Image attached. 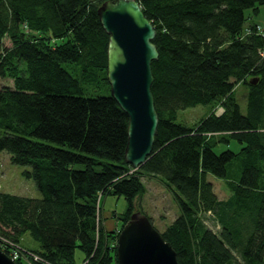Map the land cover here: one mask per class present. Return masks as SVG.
<instances>
[{"label": "trees", "instance_id": "16d2710c", "mask_svg": "<svg viewBox=\"0 0 264 264\" xmlns=\"http://www.w3.org/2000/svg\"><path fill=\"white\" fill-rule=\"evenodd\" d=\"M103 1L0 0V76L12 79L0 87V152L28 166L22 173L41 194L0 191V249L10 254L9 242L16 244L17 264H78L77 248L79 264H118V231L134 210L144 212L135 200L150 174L179 211L161 232L178 264H264V36L244 13L258 14L264 0H137L158 51L151 62L157 134L138 168L124 159L128 117L106 77ZM239 83L247 86L245 114L234 94ZM198 104H210L209 114L192 125L176 121L179 110ZM230 139L242 144L238 151L214 150ZM233 160L237 176L227 169ZM208 173L224 180L227 196ZM106 194L127 202L111 213L117 228L103 225ZM25 233L39 248L20 245Z\"/></svg>", "mask_w": 264, "mask_h": 264}, {"label": "water", "instance_id": "95a60500", "mask_svg": "<svg viewBox=\"0 0 264 264\" xmlns=\"http://www.w3.org/2000/svg\"><path fill=\"white\" fill-rule=\"evenodd\" d=\"M97 13L109 36L106 77L110 95L128 117L124 159L138 168L152 152L158 127L151 93V62L158 58L152 41L156 30L137 0H104ZM116 256L118 264H178L172 245L141 210H134L119 229ZM0 264L17 263L0 249Z\"/></svg>", "mask_w": 264, "mask_h": 264}, {"label": "rangeland", "instance_id": "374dc122", "mask_svg": "<svg viewBox=\"0 0 264 264\" xmlns=\"http://www.w3.org/2000/svg\"><path fill=\"white\" fill-rule=\"evenodd\" d=\"M245 16L249 17L247 22L251 19L253 21H258L264 25V4L259 6V13L253 14V11L249 8L245 10ZM65 38L54 39V42L61 43ZM3 44L9 46L10 42L7 38L3 40ZM63 67L70 72L74 77L79 76V67L74 63H63ZM12 79L9 77L0 76V87L3 85H11ZM92 93H102L103 90L93 91ZM246 91L247 86L244 83H239L235 86V97L239 103L240 110L243 114L247 111L246 105ZM211 110L210 104H198L195 106L187 107L181 109L177 114V122H182L187 125H192L199 121V119L205 117L209 114ZM220 109L217 110L219 112ZM1 133V129H0ZM242 144L238 143L235 139H230L229 142H218L214 147L216 152H220L224 149H231L236 152L241 148ZM9 153L7 151L0 152V191L9 192L12 194H19L31 197H40L41 194L36 188L34 181L23 175V170L28 168V166L16 165L10 162ZM237 160H233L227 166L228 172L231 176H237L238 170ZM207 178L211 181L215 190L219 196L225 197L227 195V190L224 187V180L218 178L212 174H207ZM142 181L146 187L145 193L136 198V207L140 206L144 213L151 218V222L155 229L162 232L167 225H169L179 214L178 208L174 200L172 199L171 193L167 190L164 184L161 182V177L156 175L144 174L142 176ZM127 206L126 199L123 196H115L113 194H106L102 197L101 202V214L103 220L108 221L109 213H121L125 211ZM204 221L209 228L212 230H217L214 225L212 218L209 215L204 216ZM118 227L120 226V221L118 220ZM19 242L25 248H39L38 242L33 239L28 233L22 235ZM23 247V248H24ZM84 257V253L77 248L75 250V260L79 264ZM16 261V260H15ZM30 264L31 261H29Z\"/></svg>", "mask_w": 264, "mask_h": 264}, {"label": "built area", "instance_id": "2783aa9c", "mask_svg": "<svg viewBox=\"0 0 264 264\" xmlns=\"http://www.w3.org/2000/svg\"><path fill=\"white\" fill-rule=\"evenodd\" d=\"M256 29H257V31L259 33H261L264 36V26H262V25L259 24V25H257V28ZM1 240H4V239L2 237H0V241ZM9 243H11L12 247L10 248V254H8V255L13 260H15V259H17L20 256L19 249L16 247V244H13L12 242H9ZM0 244H1V242H0ZM31 254L33 255V259H36L37 258L36 254H33V253H31Z\"/></svg>", "mask_w": 264, "mask_h": 264}, {"label": "crops", "instance_id": "0c3cea01", "mask_svg": "<svg viewBox=\"0 0 264 264\" xmlns=\"http://www.w3.org/2000/svg\"><path fill=\"white\" fill-rule=\"evenodd\" d=\"M256 23H259L258 21H255ZM262 24V23H259ZM227 196V195H226ZM109 220H103V225L108 228V229H112V228H117L118 226V219L116 216H112L111 213H109L108 215ZM21 245V244H20ZM22 246V245H21ZM24 247V246H22ZM25 248V247H24ZM28 248V247H27Z\"/></svg>", "mask_w": 264, "mask_h": 264}]
</instances>
